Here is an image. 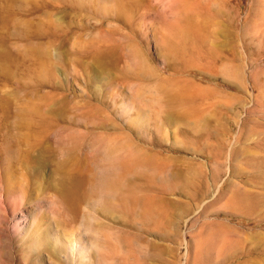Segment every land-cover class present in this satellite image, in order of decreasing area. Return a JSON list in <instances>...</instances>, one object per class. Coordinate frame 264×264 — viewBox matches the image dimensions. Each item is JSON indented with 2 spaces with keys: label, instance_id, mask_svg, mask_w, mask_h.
<instances>
[{
  "label": "rangeland",
  "instance_id": "1",
  "mask_svg": "<svg viewBox=\"0 0 264 264\" xmlns=\"http://www.w3.org/2000/svg\"><path fill=\"white\" fill-rule=\"evenodd\" d=\"M0 264H264V0H0Z\"/></svg>",
  "mask_w": 264,
  "mask_h": 264
},
{
  "label": "bare ground",
  "instance_id": "2",
  "mask_svg": "<svg viewBox=\"0 0 264 264\" xmlns=\"http://www.w3.org/2000/svg\"><path fill=\"white\" fill-rule=\"evenodd\" d=\"M171 48H174L173 46H171ZM103 185L105 188L109 189L110 191L114 192L120 188V190L122 189V183H121V179L120 177H118L117 175H109L104 179ZM150 200V199H149ZM151 201V200H150ZM81 240V239H80ZM77 241V240H76ZM72 246V245H71ZM75 246H72V252L73 254L75 253Z\"/></svg>",
  "mask_w": 264,
  "mask_h": 264
}]
</instances>
